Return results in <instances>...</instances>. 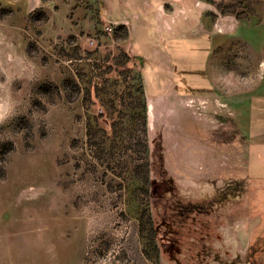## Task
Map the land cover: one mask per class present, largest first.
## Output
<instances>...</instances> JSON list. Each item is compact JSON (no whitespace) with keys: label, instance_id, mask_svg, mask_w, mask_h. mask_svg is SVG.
Here are the masks:
<instances>
[{"label":"rangeland","instance_id":"374dc122","mask_svg":"<svg viewBox=\"0 0 264 264\" xmlns=\"http://www.w3.org/2000/svg\"><path fill=\"white\" fill-rule=\"evenodd\" d=\"M32 2L0 0L16 51L41 65L29 89L14 82L27 108L0 127V264H264V168L235 169L238 130L218 129L264 79V0ZM199 30L228 106L151 99L155 65L200 95ZM171 207L194 219L176 261L155 233Z\"/></svg>","mask_w":264,"mask_h":264},{"label":"crops","instance_id":"0c3cea01","mask_svg":"<svg viewBox=\"0 0 264 264\" xmlns=\"http://www.w3.org/2000/svg\"><path fill=\"white\" fill-rule=\"evenodd\" d=\"M156 17L157 16H154V19H156ZM172 21L173 20H170V27H173L174 25V21ZM197 32L203 33L202 36H208L206 33H209L208 51H206L202 69H200L202 75L199 80V86L196 89L199 90V93L197 94L200 95L181 97L177 90V85L181 81H174L173 75L169 74L170 69L164 68L163 65H158L156 63L158 66L155 65L154 73L156 76L157 74H160L164 87L162 86V90L159 91L158 95L151 97V99L162 100L163 98H183L191 104L198 102L206 103L208 101L221 104V101H223L222 103H224V107L228 106V98H226L225 95H222L218 90L217 79L212 73L211 54L215 47L213 44L215 40L212 37V34L207 30H199ZM251 88L252 89L249 92H243V90H240V94L238 90L233 98V107H230L229 122L224 120V124L218 127L219 131H222L223 134L226 133V123L232 124L233 127L238 130L239 136L231 138L229 146L233 148L236 156L234 159L235 169L240 170L241 174L243 173V170H245L249 176L255 174L256 171L262 173L264 168V79L258 84L257 88H253L252 86ZM146 96L148 97L147 94ZM245 102L248 103L246 104ZM218 139L220 141L224 140V143L227 141V138H223L221 134ZM261 177L264 178V175L259 178Z\"/></svg>","mask_w":264,"mask_h":264},{"label":"clouds","instance_id":"9594fccd","mask_svg":"<svg viewBox=\"0 0 264 264\" xmlns=\"http://www.w3.org/2000/svg\"><path fill=\"white\" fill-rule=\"evenodd\" d=\"M40 7V0H33L32 8ZM14 29L5 19L0 20V127L6 125L23 108H27V99L17 98L15 81H27L29 85L41 78V65L25 54L16 51ZM29 92H27L28 96ZM33 118V117H32ZM46 121V120H45Z\"/></svg>","mask_w":264,"mask_h":264},{"label":"flooded vegetation","instance_id":"af4514ba","mask_svg":"<svg viewBox=\"0 0 264 264\" xmlns=\"http://www.w3.org/2000/svg\"><path fill=\"white\" fill-rule=\"evenodd\" d=\"M172 210H170V216H167L165 219L166 220H163L164 222H166L164 225L161 226V224L159 223L160 225V230H156L155 233H159L158 235L162 238V239H168L169 243L173 246V249H171V253H170V256L172 258H175V261L177 260V255L176 256V252L174 251V247L176 245H178V241H179V233H180V230H182V227H183V222L185 220H193L194 219H190L188 217H191V216H188L187 218H182V216H179L177 215V208H173L171 207ZM198 211V210H197ZM162 241V240H161ZM162 243V242H160ZM179 247V245H178ZM177 250V249H176ZM174 251V252H172Z\"/></svg>","mask_w":264,"mask_h":264},{"label":"trees","instance_id":"16d2710c","mask_svg":"<svg viewBox=\"0 0 264 264\" xmlns=\"http://www.w3.org/2000/svg\"><path fill=\"white\" fill-rule=\"evenodd\" d=\"M234 214H236V213H234ZM233 214V215H234ZM225 220H231L232 218H229L226 214H225ZM189 223V222H188ZM193 228V226H191V229ZM191 229H190V231H191ZM182 230H183V227H182ZM195 230V229H194ZM203 232H205V234H207V235H205V237L206 236H209V233L204 229V230H202ZM191 232H193V231H191ZM204 237V238H205ZM208 238V237H207ZM205 242H206V240H205ZM206 244V243H205ZM180 247V246H179ZM204 247H205V245H204ZM256 248H257V245L256 244H251L249 247H248V251H247V256L249 257V258H253V256H254V251L256 250ZM198 251V253H203L204 252V249H199V250H197ZM197 251H196V253H197ZM206 251V250H205ZM158 253L160 254V251H159V247H158ZM165 253V252H164ZM166 253H167V255H169V259H170V261H175V258H172L171 256H170V253L168 252V251H166ZM197 253V254H198ZM256 255V254H255Z\"/></svg>","mask_w":264,"mask_h":264}]
</instances>
